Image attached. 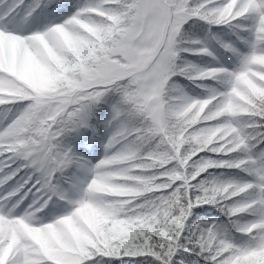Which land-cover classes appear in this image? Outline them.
Listing matches in <instances>:
<instances>
[{
    "label": "snow or ice",
    "instance_id": "obj_1",
    "mask_svg": "<svg viewBox=\"0 0 264 264\" xmlns=\"http://www.w3.org/2000/svg\"><path fill=\"white\" fill-rule=\"evenodd\" d=\"M62 7L0 0V264H264V0H83L30 29Z\"/></svg>",
    "mask_w": 264,
    "mask_h": 264
},
{
    "label": "trees",
    "instance_id": "obj_2",
    "mask_svg": "<svg viewBox=\"0 0 264 264\" xmlns=\"http://www.w3.org/2000/svg\"><path fill=\"white\" fill-rule=\"evenodd\" d=\"M56 2L58 4L61 5H65L67 7H62L58 10V12L62 13L64 16L70 15L75 8L74 7H70V5H74L77 3H81L83 2V0H56ZM243 23H250L249 21H242ZM220 52H222L223 50L220 49ZM230 54H225V56H228ZM188 61L192 62L193 64L197 65V66H215L216 61H213L210 57H205L204 60L202 61L199 57L196 56H190V55H186L185 57ZM174 79L177 81V83L179 85H182L184 87V90L191 96H200L202 95V90L199 88H196L195 85L190 84L189 81L185 80L183 77L177 76L174 77ZM103 131V130H102ZM88 136L91 135V133H87ZM96 147L97 149H102L101 147V143L99 140H97L96 142ZM81 152H83L86 156H88L92 151H93V147H90V144L87 146H81L79 149ZM213 171H225V174H234L235 170H213ZM197 215L199 216H210V217H219L220 220L224 223L227 224V218L223 216V214H221L217 209L213 208L211 205H205L203 206L202 210L200 212L197 213ZM248 219H251L250 217H248ZM233 237L237 240V242L243 241L246 238L242 237L239 233L233 231L232 232ZM130 258H125V260H128ZM114 264H121L120 261H114Z\"/></svg>",
    "mask_w": 264,
    "mask_h": 264
},
{
    "label": "rangeland",
    "instance_id": "obj_3",
    "mask_svg": "<svg viewBox=\"0 0 264 264\" xmlns=\"http://www.w3.org/2000/svg\"><path fill=\"white\" fill-rule=\"evenodd\" d=\"M61 19H63V15H60L59 13H54L49 15L48 13L43 14V18L40 21L34 22L32 25H30L31 30H35L36 28H42L45 23L49 22H59ZM222 62V61H221ZM229 67H234L235 66V58H232L229 60L228 63ZM102 157V152H98L97 155L92 156L90 159L95 162L96 160L100 159ZM46 219H50L46 218Z\"/></svg>",
    "mask_w": 264,
    "mask_h": 264
}]
</instances>
